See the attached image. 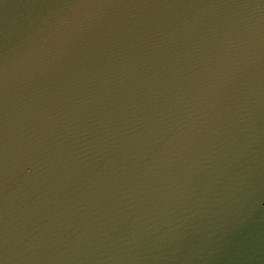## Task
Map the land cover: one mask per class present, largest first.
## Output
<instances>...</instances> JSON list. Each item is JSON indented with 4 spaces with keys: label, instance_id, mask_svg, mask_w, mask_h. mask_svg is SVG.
<instances>
[{
    "label": "water",
    "instance_id": "1",
    "mask_svg": "<svg viewBox=\"0 0 264 264\" xmlns=\"http://www.w3.org/2000/svg\"><path fill=\"white\" fill-rule=\"evenodd\" d=\"M0 264H264V0H0Z\"/></svg>",
    "mask_w": 264,
    "mask_h": 264
}]
</instances>
